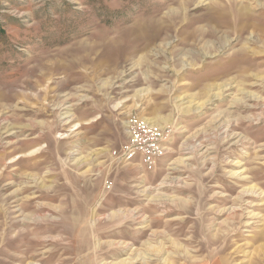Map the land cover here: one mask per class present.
Instances as JSON below:
<instances>
[{
    "label": "rangeland",
    "instance_id": "obj_1",
    "mask_svg": "<svg viewBox=\"0 0 264 264\" xmlns=\"http://www.w3.org/2000/svg\"><path fill=\"white\" fill-rule=\"evenodd\" d=\"M0 264H264V0H0Z\"/></svg>",
    "mask_w": 264,
    "mask_h": 264
},
{
    "label": "built area",
    "instance_id": "obj_2",
    "mask_svg": "<svg viewBox=\"0 0 264 264\" xmlns=\"http://www.w3.org/2000/svg\"><path fill=\"white\" fill-rule=\"evenodd\" d=\"M129 133L130 142L121 157L129 162L137 159L145 171L155 170L159 159L167 153L162 130L146 121L135 120Z\"/></svg>",
    "mask_w": 264,
    "mask_h": 264
},
{
    "label": "bare ground",
    "instance_id": "obj_3",
    "mask_svg": "<svg viewBox=\"0 0 264 264\" xmlns=\"http://www.w3.org/2000/svg\"><path fill=\"white\" fill-rule=\"evenodd\" d=\"M256 105H257V104H256ZM256 105H254V106H252V107L250 106V107H251V108H257L258 106H256ZM170 186H171V185H170ZM246 191H247V190H246ZM253 191H254V190H253ZM253 191H252V192H253ZM250 195H251V194H250ZM258 195H259V194H258ZM239 199H240V198H239Z\"/></svg>",
    "mask_w": 264,
    "mask_h": 264
}]
</instances>
